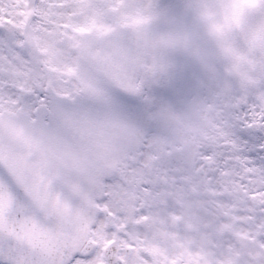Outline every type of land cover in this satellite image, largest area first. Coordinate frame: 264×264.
<instances>
[{"label":"snow or ice","instance_id":"obj_1","mask_svg":"<svg viewBox=\"0 0 264 264\" xmlns=\"http://www.w3.org/2000/svg\"><path fill=\"white\" fill-rule=\"evenodd\" d=\"M193 101L209 146L182 167L153 113ZM194 261L264 264V0H0V264Z\"/></svg>","mask_w":264,"mask_h":264},{"label":"flooded vegetation","instance_id":"obj_2","mask_svg":"<svg viewBox=\"0 0 264 264\" xmlns=\"http://www.w3.org/2000/svg\"><path fill=\"white\" fill-rule=\"evenodd\" d=\"M239 67L243 68L245 70V72H246L249 68H252V64H251L249 59H241V65ZM210 69H212V67L204 66V71L208 74V76L211 77L212 71L209 72ZM167 110H168V113L171 112L170 115H172V114L173 115L174 114H178L179 115L180 114L182 119H186V115L191 113V112H189V113L186 112L185 108L181 112L176 111L175 109H173L171 107H169ZM198 111L199 110L197 108L196 111L194 113H192V115H195V116L198 115V113H199ZM158 116L162 117L163 115H161V113L158 112ZM190 120L194 121L195 118L191 117ZM162 129H163V132H167V128H166L165 125L162 127ZM205 129L206 128H201L200 125H197L195 123H194V125L193 124H190V125L185 124V125H183L182 128H181V132L179 133L180 142L182 144H186V145H188L190 147H193L195 152H199L200 150H202V142H204L203 140H205V139L199 138V137H200V134H201L202 130H205ZM193 130H195V134L198 137L197 139H200L201 141H198L197 139H193V135H194V131ZM180 156H181L180 160H185L184 166H186L187 160H189V158H191V159L195 158L194 155L189 156V152H187V151H184V153H180ZM176 161H177V159H176Z\"/></svg>","mask_w":264,"mask_h":264},{"label":"rangeland","instance_id":"obj_3","mask_svg":"<svg viewBox=\"0 0 264 264\" xmlns=\"http://www.w3.org/2000/svg\"><path fill=\"white\" fill-rule=\"evenodd\" d=\"M169 122L171 123V120H169ZM172 123H174L173 120H172ZM168 134H170V133L168 132Z\"/></svg>","mask_w":264,"mask_h":264}]
</instances>
